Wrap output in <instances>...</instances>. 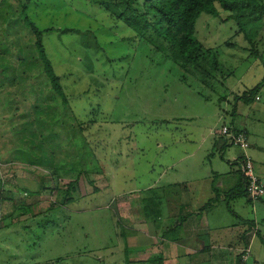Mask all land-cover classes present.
I'll return each instance as SVG.
<instances>
[{
  "label": "rangeland",
  "instance_id": "374dc122",
  "mask_svg": "<svg viewBox=\"0 0 264 264\" xmlns=\"http://www.w3.org/2000/svg\"><path fill=\"white\" fill-rule=\"evenodd\" d=\"M110 1L0 0V177L17 187L15 203H33L27 228L20 227L26 233L9 244L27 249L14 264H124L132 258L126 250L139 244L143 203L154 211L148 202L162 189L167 195L191 174L196 180L214 171L224 174L223 189L232 182L240 190L227 161L243 151L216 135L222 126L247 133L246 155L264 181V86L242 102L264 77V22L248 43L218 6V18L201 14L195 37L218 61L199 59L204 75L181 70L159 50L161 41L153 46L125 27L122 9ZM24 15L51 30L42 44L65 105L42 70ZM226 196L224 225L232 221L227 228L237 233L253 225L248 264L264 262V196Z\"/></svg>",
  "mask_w": 264,
  "mask_h": 264
},
{
  "label": "crops",
  "instance_id": "0c3cea01",
  "mask_svg": "<svg viewBox=\"0 0 264 264\" xmlns=\"http://www.w3.org/2000/svg\"><path fill=\"white\" fill-rule=\"evenodd\" d=\"M217 139L214 140V147L222 149L225 145ZM235 157L236 155H232L227 164L229 167L234 165L232 172L240 175L235 167L239 157ZM223 175L212 171L202 174L201 179L194 180L191 174L190 180L170 185L172 187L169 194L166 191L167 195H164L162 189L158 201L148 202L149 205H154V211H146L147 204L144 202L138 218L139 231L141 230L138 247L128 248L126 255L132 254V258L148 255L147 259L160 257L163 259L162 264H239L240 253L249 248L250 239L254 235L257 236L258 231L253 225H245L244 229H239L237 233L236 228H227V225L232 223L230 220L224 225L227 217L223 215L222 209H219L222 205L221 197L229 209L226 193H230L231 197L247 195L239 193L241 187L239 190L237 183L233 185L229 182L227 189H223ZM239 180L242 185L241 175ZM260 181L262 182V179ZM262 183L264 184V181ZM26 187L28 185L21 189L23 194ZM15 188L17 187L4 184L0 177V264H14L18 257L27 251H20V242L9 246L13 236L23 237L26 233V230L20 231V227L25 228L33 206V203H15ZM4 193H7L6 198ZM261 199L262 197L258 200ZM147 225L150 226L152 237L147 234ZM10 235L11 239L8 238ZM132 258L128 256L130 264H135Z\"/></svg>",
  "mask_w": 264,
  "mask_h": 264
},
{
  "label": "trees",
  "instance_id": "16d2710c",
  "mask_svg": "<svg viewBox=\"0 0 264 264\" xmlns=\"http://www.w3.org/2000/svg\"><path fill=\"white\" fill-rule=\"evenodd\" d=\"M25 1L28 2V0ZM110 3L113 7L122 9L118 14V19L139 38L153 46L157 41H161L165 47L164 49L160 47L159 50L166 54L167 59H170L185 72L187 67H191L204 75L208 73V70L199 63V59L205 55L209 56L216 66L218 61L217 56L211 50H205L195 37V26L201 14L218 18V8H220L228 14L226 21L233 20L238 33L243 35L248 43H251L264 22V5L260 0H111ZM23 8L26 9V4ZM106 9L109 10L108 5ZM24 13L22 12V14ZM23 20L36 39L35 46L38 58L42 63V70L49 80L53 92L60 96L62 104L65 105L66 97L59 84V78L55 75L42 44V35L51 32V30H38L25 15ZM69 32L72 30L63 31L64 34ZM230 46L229 43H226V47ZM254 55H256L255 52ZM260 60L264 69V58L260 57ZM262 86H264V77L249 94L245 93L242 102L249 104L250 101H253ZM72 185L70 184L71 188ZM239 193L245 194L243 187ZM69 201L70 199L67 200V203ZM162 263L163 259L160 257H151L147 260V264ZM124 264H130L127 258H125Z\"/></svg>",
  "mask_w": 264,
  "mask_h": 264
},
{
  "label": "built area",
  "instance_id": "2783aa9c",
  "mask_svg": "<svg viewBox=\"0 0 264 264\" xmlns=\"http://www.w3.org/2000/svg\"><path fill=\"white\" fill-rule=\"evenodd\" d=\"M219 138L225 139V141L232 147L239 148L243 151V156L237 162L238 172L242 178V187L251 200H258L264 196V184L257 178L254 172L253 163L251 159L246 155V151L249 149L247 134L244 131H236L232 126H222V128L216 132ZM250 256L249 248L243 249L240 253L239 264H248V257ZM250 264H264V262H251Z\"/></svg>",
  "mask_w": 264,
  "mask_h": 264
}]
</instances>
